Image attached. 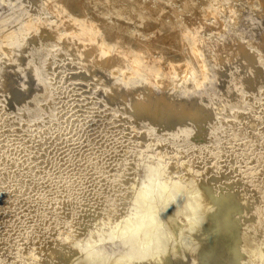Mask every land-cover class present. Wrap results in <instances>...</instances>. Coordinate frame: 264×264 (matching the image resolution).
Masks as SVG:
<instances>
[{
    "label": "rangeland",
    "instance_id": "374dc122",
    "mask_svg": "<svg viewBox=\"0 0 264 264\" xmlns=\"http://www.w3.org/2000/svg\"><path fill=\"white\" fill-rule=\"evenodd\" d=\"M261 1L251 6L243 0L214 2L221 9L233 4L236 19L223 32L214 31L210 23L201 27L202 45L217 42L224 56L232 40H255L260 29L251 33V17L262 12ZM0 9V23H8V30L17 34L12 69L20 66L21 74L34 50L38 69L29 90L21 83L0 87V264H32L29 256L41 258L71 218L84 229L86 223L88 228L91 221L96 224L115 215L120 222L135 215L142 219L141 237L148 240L141 238L144 241L126 248L125 235L112 238L100 229L95 251L86 252L82 264H110L112 258L114 264H231V251L246 256L250 231L245 227L253 214L261 213L258 226H264V124L258 117L251 121L231 117L237 109L252 116L262 112L259 106H249L248 96L239 104L215 101L213 125L192 118L188 128L179 130L178 124L199 105V97L214 88L210 69L198 86L192 78L177 87L153 85L152 92L161 94L165 106L172 107L177 100L187 106L172 109V123L161 127L150 118L156 104L135 101V88L119 92L121 98H108L123 79L110 81V72L89 74L88 63L50 38L39 40L38 48L34 37L20 42L28 17L27 21L34 20L33 15L41 17L47 27L57 21L44 0H0ZM4 59L0 52V61ZM204 59L207 62L208 56ZM7 76L9 72L1 77L0 86L7 83ZM258 97L264 98V90ZM214 126L218 134L212 132ZM186 178L204 182L214 196L232 191L243 200L254 195L255 207L244 212L238 226L225 229L219 212L223 202L208 204L212 215L196 214L195 200L183 190ZM157 180L173 184L172 191L167 185L153 190ZM117 226L112 233H117ZM56 227L62 230L55 232ZM256 248L260 255L251 258V264H264L263 239L256 240Z\"/></svg>",
    "mask_w": 264,
    "mask_h": 264
},
{
    "label": "bare ground",
    "instance_id": "6f19581e",
    "mask_svg": "<svg viewBox=\"0 0 264 264\" xmlns=\"http://www.w3.org/2000/svg\"><path fill=\"white\" fill-rule=\"evenodd\" d=\"M221 1L223 0H44L53 20L56 18L57 21H54V25L49 24L50 27H47L45 23L42 26L44 19L42 20L41 17L40 20L38 16L37 18L31 14L34 20L27 21L29 18L27 16L26 22L22 24L24 29L20 42L34 37L38 42L36 47L38 48L41 46L39 40L50 38L65 46L74 57L88 63L89 74L110 72L112 77H109L110 81L123 79L124 82L120 81L119 88L108 94V98L114 99L118 96L121 98V95L117 96L119 92L125 93L127 88H135V101L141 100L145 105L156 104L155 113L150 118L158 120L161 127H167L172 123L170 120L172 109H183L187 106L183 100H177L172 107L165 106L160 97L161 94L152 92L153 85L177 87L179 82L192 78L193 85L198 86L204 81L207 70L212 69L214 88L208 94L199 97V105L191 110L187 119L178 124V129L188 128L192 118H198L204 123L213 125L215 120L211 112L215 101L222 104L227 102L239 104L245 96L249 97V106H259L258 110L262 112L250 116L247 112L237 109L231 119L251 121L258 117L263 125L264 108L260 105L264 106V98L258 97V92L264 90V5L262 12L253 13L251 17L253 25L251 33L260 29V35L252 41L232 40L228 43L226 54L222 56L219 43L211 42L206 46L202 45L203 37L199 31L201 27L210 23L214 31L223 32L229 23L236 19L233 4L222 9L215 7ZM260 1L243 0L245 6H251L255 2L260 4ZM7 25L8 23H0V52L5 54V59L0 61V79L6 75V72H9V77L7 76V83L0 87L8 85L12 88L21 83L29 90V85L36 82L38 73L35 50L32 52L33 60L21 74L17 72L20 66L12 69L11 63L16 56L12 47L17 34L15 31H9ZM21 52L22 49L18 53L21 54ZM205 55L208 56L207 62L204 59ZM212 132L218 134L219 129L214 126ZM186 180L187 185L183 190L189 191L188 193L195 200L193 208L196 214L212 215L214 211L208 208V204L223 202L219 212L222 215L220 225L225 229L238 226L243 221L244 212L255 207L254 195L253 198L248 195L250 199L246 198L247 200L246 196L243 200L239 199L232 191L219 192L221 195L214 196L204 182L189 178ZM168 183L157 180L152 189H162ZM167 187L171 192L173 184ZM199 196L203 197H201L202 200L196 201ZM62 199L63 196L61 200L59 198L63 206ZM262 210L264 211V203ZM69 214L68 216L72 217ZM106 218L105 221L102 218L98 219L99 221L96 219L98 221L96 224L91 221L88 228V224L86 223L87 226L84 224L86 229H82L84 226L82 228L77 226L75 218L67 220L68 223L63 222L65 225H62L64 227H62L63 233L61 232L60 239H57L55 235V243L45 247L43 256L41 258H37L39 257L35 256L37 254L29 256L31 257L29 262L32 264H82L80 260L83 259L84 254L95 251L100 229L108 231L112 238L125 235L126 248L131 242L144 241L141 238L148 240L147 236L141 237V229L145 225L136 215L125 222H122L124 217L120 222L121 218L116 215ZM260 219L261 213L253 214L251 224L245 227V231H253L249 232L250 235L247 238L246 256L237 251H231L228 256L231 264H251V258L253 260L259 258L260 249H255V243L257 239L264 240V226H258ZM100 221L103 222L100 224ZM91 223L98 225L91 226ZM115 225H118L115 228L119 227V229L117 233H112L111 230ZM57 227L55 232L60 229ZM230 241L236 243L234 238ZM149 242H153V238H150ZM150 246L153 247V244L150 243ZM27 254L30 255V253ZM27 254L26 260H28ZM21 263L24 264V262ZM110 264H114L113 258Z\"/></svg>",
    "mask_w": 264,
    "mask_h": 264
}]
</instances>
